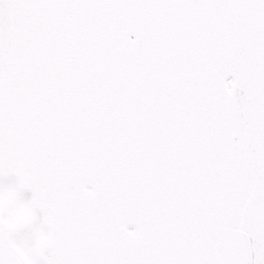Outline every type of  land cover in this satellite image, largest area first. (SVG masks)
<instances>
[{"label": "snow or ice", "instance_id": "obj_1", "mask_svg": "<svg viewBox=\"0 0 264 264\" xmlns=\"http://www.w3.org/2000/svg\"><path fill=\"white\" fill-rule=\"evenodd\" d=\"M0 264H264V0H0Z\"/></svg>", "mask_w": 264, "mask_h": 264}]
</instances>
